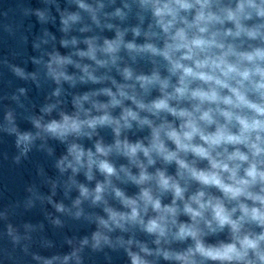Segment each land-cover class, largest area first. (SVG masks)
Wrapping results in <instances>:
<instances>
[{"label":"clouds","instance_id":"obj_1","mask_svg":"<svg viewBox=\"0 0 264 264\" xmlns=\"http://www.w3.org/2000/svg\"><path fill=\"white\" fill-rule=\"evenodd\" d=\"M21 12L41 27L0 22V164L33 170L0 264H264V0Z\"/></svg>","mask_w":264,"mask_h":264},{"label":"water","instance_id":"obj_2","mask_svg":"<svg viewBox=\"0 0 264 264\" xmlns=\"http://www.w3.org/2000/svg\"><path fill=\"white\" fill-rule=\"evenodd\" d=\"M21 5L38 7L40 6V0H0V22H5L6 20L22 22L24 28L34 25V27H32V33H38L41 26L36 23L35 17H24L22 15ZM4 13H7V17L3 15ZM15 45L16 41L12 37H8L0 31V52L4 51L6 48H12ZM28 50L31 52L30 46ZM31 95L38 103L42 102V94L37 93L35 89H33ZM19 123L22 129L31 127L28 121L24 119L23 114L21 115ZM60 151H62V148L58 147V154ZM5 152H7L9 156L14 154V137L6 133H0V155ZM32 159L33 161L44 164L48 168L49 173H53L50 164L40 154H34ZM32 170V162H26L25 166L19 169L12 168L8 164H0V203L11 202L22 196L23 185L31 180ZM30 218L34 220L42 219V214L37 211L33 213Z\"/></svg>","mask_w":264,"mask_h":264}]
</instances>
